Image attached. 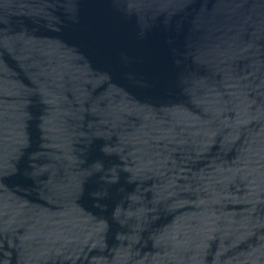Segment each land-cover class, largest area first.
Here are the masks:
<instances>
[{
  "label": "water",
  "instance_id": "95a60500",
  "mask_svg": "<svg viewBox=\"0 0 264 264\" xmlns=\"http://www.w3.org/2000/svg\"><path fill=\"white\" fill-rule=\"evenodd\" d=\"M0 264H264V0H0Z\"/></svg>",
  "mask_w": 264,
  "mask_h": 264
}]
</instances>
